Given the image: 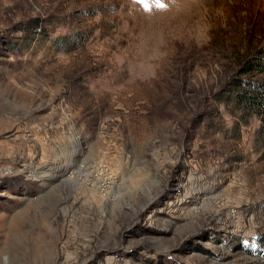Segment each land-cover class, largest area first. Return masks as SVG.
Instances as JSON below:
<instances>
[{"label": "rangeland", "instance_id": "obj_1", "mask_svg": "<svg viewBox=\"0 0 264 264\" xmlns=\"http://www.w3.org/2000/svg\"><path fill=\"white\" fill-rule=\"evenodd\" d=\"M258 49L264 0H0V264H264L261 121L217 101Z\"/></svg>", "mask_w": 264, "mask_h": 264}, {"label": "trees", "instance_id": "obj_2", "mask_svg": "<svg viewBox=\"0 0 264 264\" xmlns=\"http://www.w3.org/2000/svg\"><path fill=\"white\" fill-rule=\"evenodd\" d=\"M251 56L240 64L236 77L228 83L223 94H218L217 101L233 102L236 109L241 110L243 119L257 116L261 121L259 130L264 134V80L253 81L247 76L264 72V49L254 50ZM259 250L250 253L259 254Z\"/></svg>", "mask_w": 264, "mask_h": 264}, {"label": "snow or ice", "instance_id": "obj_3", "mask_svg": "<svg viewBox=\"0 0 264 264\" xmlns=\"http://www.w3.org/2000/svg\"><path fill=\"white\" fill-rule=\"evenodd\" d=\"M163 6H164V5H162V4L160 5V7H163Z\"/></svg>", "mask_w": 264, "mask_h": 264}]
</instances>
